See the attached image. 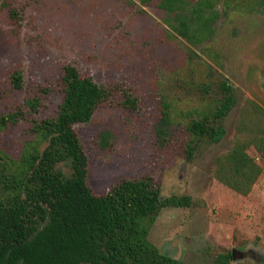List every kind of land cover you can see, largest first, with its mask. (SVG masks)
Here are the masks:
<instances>
[{
	"label": "rangeland",
	"instance_id": "1",
	"mask_svg": "<svg viewBox=\"0 0 264 264\" xmlns=\"http://www.w3.org/2000/svg\"><path fill=\"white\" fill-rule=\"evenodd\" d=\"M4 1L0 114L16 108L27 114L32 104L40 113L0 133V163L21 175L28 154L45 149L42 129L30 121L55 116L60 77L74 66L110 93L88 122L74 127L91 191L99 195L122 180L152 176L160 197L188 196L191 205L158 207L139 222L141 243L179 264H210L232 251L231 264H264V159L248 149L262 173L247 195L213 176L215 158L233 146L246 101L264 108V0L207 1L210 32L195 45L174 22L176 5L186 0ZM10 7L22 13L20 25L9 19ZM14 71L21 73L19 90L10 82ZM221 82L235 97L225 133L216 143H196L186 161L187 127L212 110ZM57 167L72 175L70 160Z\"/></svg>",
	"mask_w": 264,
	"mask_h": 264
},
{
	"label": "trees",
	"instance_id": "2",
	"mask_svg": "<svg viewBox=\"0 0 264 264\" xmlns=\"http://www.w3.org/2000/svg\"><path fill=\"white\" fill-rule=\"evenodd\" d=\"M164 1L172 4V0ZM207 1L186 0L176 5L178 34L192 45L205 40L210 32ZM2 6L9 7L4 0ZM8 14L20 25L21 12L10 7ZM10 82L14 89H21V73L14 71ZM60 85L61 102L55 116L30 121L42 129L48 142L45 149L28 154L21 175L10 164L0 163V264H179L141 243L144 229L139 222L158 207H189L190 198L160 197L149 175L122 180L107 192L94 194L87 182V156L74 127L88 122L110 93L74 66L64 68ZM219 86L220 97L212 110L187 127L191 138L184 147L186 161L191 160L196 143H216L225 133L223 120L234 107L235 97L227 82ZM30 112L40 113L32 104L27 114L22 108L0 114V133L25 115L31 116ZM250 147L264 159V108L247 100L233 146L215 158L213 169L218 182L241 195L251 191L262 173L256 158L247 152ZM66 160L71 161L70 177L57 167ZM129 231L123 242L122 233ZM233 259L232 252H223L210 264H231Z\"/></svg>",
	"mask_w": 264,
	"mask_h": 264
},
{
	"label": "flooded vegetation",
	"instance_id": "3",
	"mask_svg": "<svg viewBox=\"0 0 264 264\" xmlns=\"http://www.w3.org/2000/svg\"><path fill=\"white\" fill-rule=\"evenodd\" d=\"M235 255H236V252H235V254H234V251H233V256H234V258H235Z\"/></svg>",
	"mask_w": 264,
	"mask_h": 264
},
{
	"label": "water",
	"instance_id": "4",
	"mask_svg": "<svg viewBox=\"0 0 264 264\" xmlns=\"http://www.w3.org/2000/svg\"><path fill=\"white\" fill-rule=\"evenodd\" d=\"M232 255H233V251H232Z\"/></svg>",
	"mask_w": 264,
	"mask_h": 264
}]
</instances>
